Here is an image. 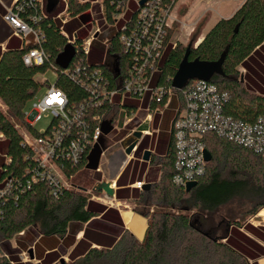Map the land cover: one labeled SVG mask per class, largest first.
<instances>
[{
	"label": "trees",
	"instance_id": "16d2710c",
	"mask_svg": "<svg viewBox=\"0 0 264 264\" xmlns=\"http://www.w3.org/2000/svg\"><path fill=\"white\" fill-rule=\"evenodd\" d=\"M92 1L68 0L66 14L70 18L66 24L57 16L46 14L38 24L30 23L29 16L35 12L36 1L26 7L24 15H21L23 19L32 27L40 28L45 35L43 48L49 57L45 65L25 66L22 57L30 47H19L13 40L5 51L0 50V101L6 107V112L0 109V191L9 180L14 184L10 195L0 200V264H21L20 254L31 247L35 248L40 264H59L67 255L69 264H249L243 247L236 240L245 237L235 229L229 230L232 226L241 227V220L229 214L216 218L221 209L237 199H247L255 204L253 215L264 208V173L258 171L254 163L264 165V160L250 150L215 136L206 139L212 161L207 164L205 176L198 180V185L190 193L172 184L175 154L171 139L161 180L150 190L140 192L139 204L144 208H157L152 215L149 211L142 212L148 218L142 242L129 231L119 228L121 222L116 210L73 189L64 190L55 198L46 182L33 185L30 191L24 192L14 187L18 181L29 179L27 173L34 163L32 151L24 144L15 122H20L24 130L36 137L42 135L26 123L24 109L43 86L38 75L54 65L56 57L67 45L62 32L77 33L75 48L78 53L71 68L77 61H82L88 69L104 72L111 79L112 87L119 83L117 70L120 69L122 74L125 71L126 58L119 44L120 31L110 38L98 36L91 44L88 57L80 50L89 37L78 35L79 20L88 17L94 7ZM102 5L103 18L112 25L115 8L108 0H104ZM94 9L97 10V6ZM37 11L40 13L39 8ZM10 35V30L0 22V44ZM197 38L198 33L195 35ZM106 40L107 45H104ZM187 54L189 62L206 64H216L225 55L221 72L215 73L208 82L229 95L228 115L253 122L264 114V97L245 101L242 83L238 81L239 67L246 70L245 81L254 73L253 69L263 70L264 0H245L232 17L219 20L196 47L192 44L184 50L168 45L159 63V84H172ZM107 55L118 58V67L103 62ZM56 72L55 86L65 92L70 104H78L87 97L86 92L63 71ZM175 95L181 103V92L176 91ZM119 110L116 106L110 109L113 117L111 126L120 118ZM104 141L102 138L101 146ZM102 154L98 145L90 149L77 168H67L68 177L76 178L89 165L98 164V160L100 167ZM228 169L231 172L224 173ZM121 179L117 182L119 187ZM124 216L129 221V214L124 213ZM246 228L252 234L257 233L254 227ZM22 232L24 235L19 236ZM81 233L83 236L77 241ZM14 239L17 247L12 244ZM47 250L50 252L46 253Z\"/></svg>",
	"mask_w": 264,
	"mask_h": 264
},
{
	"label": "built area",
	"instance_id": "2783aa9c",
	"mask_svg": "<svg viewBox=\"0 0 264 264\" xmlns=\"http://www.w3.org/2000/svg\"><path fill=\"white\" fill-rule=\"evenodd\" d=\"M33 1H36L35 12L29 16V21L38 24L43 16H46L43 0H15L11 7H6L3 20L12 28L13 35L22 41L23 47H30L22 57L23 64L27 67H40L49 61L43 48L45 35L40 28L32 27L21 16ZM67 1L65 0L66 8ZM108 1L116 11L113 15L114 22L122 20L117 19L123 13V17L128 14L129 7L136 6V10L126 20L119 33V44L123 47L126 58L125 71L122 74L120 69L117 70L119 83L118 86L116 83V86L112 87L111 79L104 72L88 69L89 67L83 66L82 61H77L71 68L72 61L66 70L59 69L55 63L52 65L51 69L55 71L56 76L57 70L63 71L86 92L87 97L78 104H70L64 91L50 85L46 95L34 103L32 113L25 114L26 123L33 128L45 115H51L52 121L46 130L40 132V136L36 137L26 130L22 132L24 144L32 151L34 160L27 173L29 179L26 182L18 181L16 184L19 188L16 184L14 186L22 192L30 191L33 185L40 182L48 184L50 193L55 198L62 191L70 190L66 182L74 179V176L68 177L67 168H77L86 153L97 145L101 147V139L116 131L120 124L123 129H127L134 122V117L140 111L132 103L134 99L143 101L147 96L149 99L148 106L144 109L146 117L137 126L139 128L150 123L153 113L161 112L160 104L165 106L175 95L176 90L172 84H159L157 75L160 73L159 63L167 46L176 48V45L169 43V39L176 21L174 10L179 0ZM100 12L103 15V5ZM62 15H58L57 19L66 24L68 19H62ZM100 33V28L89 32L90 37L80 49L85 57L90 54L91 44ZM62 34L67 44L75 48L77 33L70 36L63 31ZM75 51L77 55L76 48ZM113 59L118 67V58ZM39 81L43 85L48 83L47 79ZM180 92L183 100L172 125L175 160L171 181L176 188L185 191L188 184L198 182L205 176L208 164L205 160L208 136H215L250 150L264 160V114L253 122L241 121L228 115L226 105L229 95L208 81H192ZM114 106L120 109V118L112 126L110 133L105 135L102 125H111L113 117L110 109ZM96 111L99 113L95 114ZM94 124L96 125L93 127ZM137 128L127 133L122 142L138 131ZM141 133L143 136L150 134L149 131ZM136 146L132 153L136 151ZM13 185V181L9 180L6 187L0 191V200L10 195ZM134 186L142 191L145 183L138 182ZM104 198L110 200V203H107L106 200L100 199L105 204L115 202V199L106 194ZM23 235L24 232L19 234ZM20 263L37 264L35 259L30 258L29 252L20 255Z\"/></svg>",
	"mask_w": 264,
	"mask_h": 264
},
{
	"label": "rangeland",
	"instance_id": "374dc122",
	"mask_svg": "<svg viewBox=\"0 0 264 264\" xmlns=\"http://www.w3.org/2000/svg\"><path fill=\"white\" fill-rule=\"evenodd\" d=\"M234 0H179L175 10L174 16L176 17V21L174 23L173 30L170 35L169 43L176 45V47H181L184 50L194 44L196 47L205 37V35L213 28L214 24L220 20L228 18L233 14V12L245 1V0H237L239 2H233ZM103 0L98 1V5H95L93 2L92 6H97V10L94 7L89 11L88 17L82 20H79L80 29L78 30V35L80 37H90L89 32L94 31L97 28H100L104 33H106L107 38L113 33H116V28L112 27L110 24L105 22L103 15L101 14V5ZM64 4H62L63 8ZM100 8V11H99ZM136 10V6L132 5L128 8L127 17H123L124 13L118 17L117 20L122 19L123 23L126 22L128 18H130L133 12ZM62 19H69L68 15L65 11L62 13ZM61 21V20H60ZM121 24V23H117ZM200 32V34H199ZM68 33V32H67ZM88 33V34H87ZM198 33V38L195 39V35ZM70 36H73L74 33H68ZM195 39V40H194ZM239 75L238 81L241 82V90L244 91V100L248 101L251 98L255 97H264V67L263 70L253 69L254 73L250 74V78L246 81L244 80V76L246 74V70L242 67L238 68ZM39 79H47L48 83H45L38 93L35 95L33 100H31L25 107L24 113L26 115H30L33 110V105L35 102L41 100L47 93L48 87L50 85H55L57 81L56 73L53 69L48 68L44 74L38 75ZM243 78V81H242ZM176 99V97L173 95ZM132 103L140 109L138 114L134 117V122H132L127 129H123L120 124L118 129L112 132L108 137L105 138V143L102 144L101 150L103 151V155H101L100 167L97 171L93 169L86 168L82 172H80L76 178L71 181L66 182L70 190L74 192L81 193L82 195L90 197V200L96 201L97 203H102L108 207H119V209H123L122 206L113 202V204H105L100 199L106 200L104 198V193H96L93 192L92 189L97 182H101L103 180H107L108 177H115L120 173L119 166L122 164V160L124 156V150L122 147V139L125 137L127 133L136 129L137 126L145 119L146 114L144 113V109H142L141 101L139 99H134ZM0 109L2 112H6V107L0 101ZM143 112V113H141ZM141 113V115H140ZM52 116L45 115L42 119L35 123L34 128L38 132H42L46 130L51 124ZM16 127L20 133L24 132L23 127H21L20 122H15ZM142 128L144 129H155V126L144 125ZM138 132V131H136ZM123 151V153H122ZM254 162V160H253ZM257 164V170L264 173V165L259 164L258 162H254ZM215 164H213L214 167ZM231 172L230 169L225 170L224 173L229 174ZM103 173V174H102ZM107 201V200H106ZM132 210L139 214H142L143 211H149L150 214L154 212L155 207L144 208L140 203V201L132 200ZM255 204H251L247 199H237L231 202L229 205L225 206L220 210V214L216 218V220L222 218L221 216L229 214L233 215V218H237L241 220L243 225L251 224L255 227H264V208L260 209L256 215L252 214L254 210ZM261 216V217H260ZM255 217L263 218V221L259 223L255 220ZM238 221V220H237ZM234 222V221H233ZM14 247H17L16 239L12 241ZM30 255V254H29ZM20 258V257H19ZM31 258V257H30ZM64 263H71L68 257H64ZM33 260V259H32ZM63 263V264H64ZM37 264H40L39 262ZM60 264V263H59ZM98 264V263H92Z\"/></svg>",
	"mask_w": 264,
	"mask_h": 264
},
{
	"label": "crops",
	"instance_id": "0c3cea01",
	"mask_svg": "<svg viewBox=\"0 0 264 264\" xmlns=\"http://www.w3.org/2000/svg\"><path fill=\"white\" fill-rule=\"evenodd\" d=\"M14 1L15 0H2L1 1L2 4H0V22H2L11 32L10 37L4 43L0 44L1 46L0 50L2 52L5 51V49L7 48L11 40H13V43L15 45H19V47L23 46L22 41L13 35L12 28L3 20V16L6 14V7L7 8L11 7ZM43 1H44V12L46 15L58 16V15H61L64 11L66 12L65 0H60L58 6L52 13L47 12V9H46L47 0H43ZM79 1L81 3H85L87 1H92V0H79ZM98 1L99 0H94L92 2L95 5H98ZM233 2H239V1L234 0ZM62 4H64L63 8H62ZM241 5L228 18L232 17L235 14V12L241 7ZM228 18H225V19H228ZM117 23H121V24L117 25ZM123 25H124L123 20H120L118 22H114L111 26L116 28L117 32H119ZM100 31L101 33L99 34V36L107 37L106 33H104L101 29ZM107 41L108 40L105 41L104 45H107ZM103 62L112 67H114V64H115L114 59L109 57L108 55L105 57V60ZM262 65L264 67V64ZM174 96L176 97V99L172 97L165 106L160 108L161 112L153 113L151 122L148 124H145L149 126H155V129L153 130L144 129L142 128L144 125L137 128L138 132L149 131L150 134L144 135V136L142 135L141 139L137 143V146H136L137 148L135 152H133L128 157L124 155L125 157H123L122 164L119 166L120 173L115 177L110 176L107 179L108 181L112 182V187L115 190V198H114L115 202L119 204L120 206H122L123 209H119V207H114V208L108 207V206L107 207L110 209H114L118 212L120 216V222H121V224L119 225V228L123 231L124 230L129 231L140 242H142L145 238L146 230L148 228V218H146L143 214H139L132 210L131 208L133 204L132 200L139 201L140 192L148 191V190H145L146 185H150L152 187V185L158 183L161 180V177L163 174V164H165V161H166L165 159L167 157V153L171 145L173 121L176 117V114H177V111L180 105V102L178 101L177 96L176 95ZM148 102H149L148 96L143 101H141V105L143 109L147 108ZM146 151H149L151 153V156L148 161L143 160V156ZM120 179H121V184L119 187L117 182ZM138 182L145 183V186L142 189V191L135 188L134 186ZM117 193L120 195L119 198H117ZM124 213L129 214L128 216L129 221L126 220ZM261 219H262L261 220L262 222L263 218ZM246 226L254 227L257 230V233L252 234L251 232L247 230L248 228H246ZM232 229H235V231H237L240 235L245 237V238H236V240H238L240 242V245L243 247L244 254L246 255V258L249 264H264V227H255L247 223L245 225L242 224L241 227L239 228L237 226L235 227L232 226L229 228V230H232ZM82 236H83L82 233L79 234L77 236V241H79L82 238ZM95 247L96 246H93V248ZM30 249H33V255H34V259L36 260V262L40 263V261L36 258L37 256H36L34 247H31L26 251H22V253L29 252ZM71 251L72 249L69 250V253ZM49 252H50L49 250L46 251V253H49ZM65 257H68V255Z\"/></svg>",
	"mask_w": 264,
	"mask_h": 264
},
{
	"label": "water",
	"instance_id": "95a60500",
	"mask_svg": "<svg viewBox=\"0 0 264 264\" xmlns=\"http://www.w3.org/2000/svg\"><path fill=\"white\" fill-rule=\"evenodd\" d=\"M60 0H47V12L52 13L56 7L58 6ZM189 52V49H188ZM76 56V51L73 45L67 44L63 50L62 53H60L56 59H55V65L62 70H66L73 59ZM225 55L221 57V60L216 64H206L201 63L198 61L189 62L188 61V54L185 56L183 61L181 62L177 73L175 74L174 78L172 79V87L176 91L183 90L190 81L192 80H204L209 81V79L215 74L221 72V65L224 62ZM112 130V126L110 123H104L102 125V131L105 135L110 133ZM142 133L141 132H135L131 137L125 139L122 142V147L124 150L125 156H130L132 154V151L134 147L137 145L138 141L141 139ZM151 156V153L149 151H146L143 160L148 161ZM100 159V158H99ZM205 160L207 163H210L212 161V155L209 151L205 152ZM88 169L98 170L99 169V160L98 164L89 165ZM96 170V171H97ZM197 182H193L187 185L185 192L190 193L194 188L197 186ZM151 188L150 185H146L145 190H149ZM93 192L96 193H104L109 198L114 199L115 198V190L112 187V182L108 180H103L101 182H97L93 189ZM257 221L261 222V218L256 217ZM31 259H34L33 255V249H30L29 251ZM64 263V259L60 261V264Z\"/></svg>",
	"mask_w": 264,
	"mask_h": 264
},
{
	"label": "bare ground",
	"instance_id": "6f19581e",
	"mask_svg": "<svg viewBox=\"0 0 264 264\" xmlns=\"http://www.w3.org/2000/svg\"><path fill=\"white\" fill-rule=\"evenodd\" d=\"M107 203H110V200L107 199Z\"/></svg>",
	"mask_w": 264,
	"mask_h": 264
}]
</instances>
